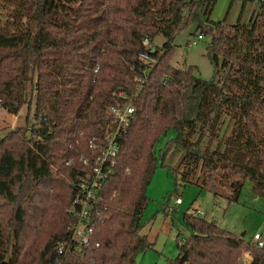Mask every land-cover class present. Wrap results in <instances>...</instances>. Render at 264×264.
I'll list each match as a JSON object with an SVG mask.
<instances>
[{"label":"trees","instance_id":"1","mask_svg":"<svg viewBox=\"0 0 264 264\" xmlns=\"http://www.w3.org/2000/svg\"><path fill=\"white\" fill-rule=\"evenodd\" d=\"M215 2L0 0V107L13 115L34 107L30 126L0 135V264H55L76 221V183L91 171L81 157L92 161L89 141L103 137L112 104L133 112L97 192L92 245L63 264H138L150 246L141 233L146 189L172 147L183 152L184 181L236 201L248 178L264 195V23L214 21ZM191 24L208 37L207 80L171 63L175 37ZM170 130L175 138L157 154ZM220 168L243 179L221 183ZM184 219L191 234L177 236L168 264H238L245 251L249 264H264V248L195 213Z\"/></svg>","mask_w":264,"mask_h":264},{"label":"rangeland","instance_id":"2","mask_svg":"<svg viewBox=\"0 0 264 264\" xmlns=\"http://www.w3.org/2000/svg\"><path fill=\"white\" fill-rule=\"evenodd\" d=\"M250 18L255 19L258 24L264 23V9L259 8L255 0H248L245 4L241 0H216L211 14L212 20H224L230 24L237 20L245 23ZM194 32L195 25L191 24L177 34L174 39L175 54L171 63L179 68L195 66L198 69L196 74L207 80L213 76V67L206 56L208 37L197 39ZM161 41V37H156L148 45L160 46ZM189 41L195 43L189 45ZM33 109V105L30 110L24 105L17 115H13L0 107V135L18 124L26 122L30 126L34 122ZM229 130L230 127L226 133ZM175 136L176 133L172 130L161 136L154 146L156 153L158 154ZM211 142L215 145V140ZM182 155L181 150L172 147L166 155L164 165L157 157L156 168L146 189L147 203L141 218V233L146 235L150 246L138 255V264H168L169 259L178 255L177 236L185 238L191 234V228L184 219L185 214L195 213L201 218L213 221L219 227L241 236L251 246L254 233L259 232L264 239V195L255 192L250 180L244 178L238 199L229 201L223 195H215L201 188L195 181H184L180 172H187V169L181 162ZM217 172L220 173L221 179L218 177V180L221 183L229 179H243L240 174H233L226 169L220 168ZM194 175L201 176L198 169ZM188 176L191 178V172ZM217 185L220 191L229 193L228 188L220 183ZM177 196L181 198L178 205L174 203ZM240 259L244 264H249L252 255L245 251L240 254Z\"/></svg>","mask_w":264,"mask_h":264},{"label":"built area","instance_id":"3","mask_svg":"<svg viewBox=\"0 0 264 264\" xmlns=\"http://www.w3.org/2000/svg\"><path fill=\"white\" fill-rule=\"evenodd\" d=\"M202 38V35H197V39ZM144 41L147 43L148 39ZM193 43L195 41H189L188 44ZM132 112L133 107L129 104L122 106L120 103H116L108 106L107 117L109 120L103 137H93L89 141L92 161L84 157H81V160L84 165L91 166V171L81 175L76 183V192L69 207V212L76 217V221L71 226L69 239L59 242L57 246L58 257L55 259V264H63L66 255L77 253L81 249L87 250L92 245L91 238L94 233L92 219L96 215L94 204L98 200L97 192L102 179L109 174L116 161L118 145L115 136L127 124ZM71 162L69 160L66 164ZM174 203L180 204L181 198L177 196ZM252 242L254 246L264 248V239L259 232L253 234ZM94 246L98 247L99 243L94 242Z\"/></svg>","mask_w":264,"mask_h":264},{"label":"water","instance_id":"4","mask_svg":"<svg viewBox=\"0 0 264 264\" xmlns=\"http://www.w3.org/2000/svg\"><path fill=\"white\" fill-rule=\"evenodd\" d=\"M155 47L151 48V52H154ZM238 264H244V261L242 259L239 260Z\"/></svg>","mask_w":264,"mask_h":264},{"label":"crops","instance_id":"5","mask_svg":"<svg viewBox=\"0 0 264 264\" xmlns=\"http://www.w3.org/2000/svg\"><path fill=\"white\" fill-rule=\"evenodd\" d=\"M250 263V262H249Z\"/></svg>","mask_w":264,"mask_h":264}]
</instances>
